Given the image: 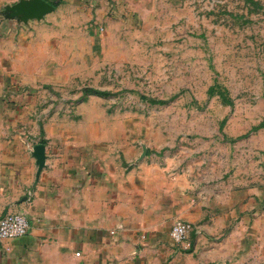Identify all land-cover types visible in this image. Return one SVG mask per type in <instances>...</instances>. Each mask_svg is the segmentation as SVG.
I'll use <instances>...</instances> for the list:
<instances>
[{
    "label": "rangeland",
    "instance_id": "374dc122",
    "mask_svg": "<svg viewBox=\"0 0 264 264\" xmlns=\"http://www.w3.org/2000/svg\"><path fill=\"white\" fill-rule=\"evenodd\" d=\"M18 1H1L0 36L24 61L25 79L13 85L25 105L35 101L117 153L174 155L172 176L185 179L186 161L204 159L195 188L249 186L264 202V126L255 129L264 120V0H108L101 8L49 0L56 10L28 22L5 13ZM243 216L210 233L233 238L230 256L193 254L201 224L188 221L184 243L168 245L188 253L179 264H264V203Z\"/></svg>",
    "mask_w": 264,
    "mask_h": 264
},
{
    "label": "crops",
    "instance_id": "0c3cea01",
    "mask_svg": "<svg viewBox=\"0 0 264 264\" xmlns=\"http://www.w3.org/2000/svg\"><path fill=\"white\" fill-rule=\"evenodd\" d=\"M88 1L93 8L108 3ZM7 45L0 36V217L24 212L30 229L0 241V264L188 263V253L168 245L177 219L201 224L189 240L201 260L233 254L232 237L218 242L210 233L241 213L249 221L264 203L257 189L225 182L197 189L194 169H208L204 159L186 161L185 179L172 176L174 155L117 153L112 145L80 136L68 119L38 111L35 101L25 105V93L13 84L18 75L25 79L26 67L19 65L24 61L16 58V47ZM39 143L46 146V161L38 176L33 151ZM256 225L263 230L261 218Z\"/></svg>",
    "mask_w": 264,
    "mask_h": 264
},
{
    "label": "built area",
    "instance_id": "2783aa9c",
    "mask_svg": "<svg viewBox=\"0 0 264 264\" xmlns=\"http://www.w3.org/2000/svg\"><path fill=\"white\" fill-rule=\"evenodd\" d=\"M32 192H29V196ZM191 225L183 220H176L170 230V239L174 244H181L187 239ZM30 229V221L24 212L6 213L0 217V241L12 240L25 236ZM80 254L79 252L77 253Z\"/></svg>",
    "mask_w": 264,
    "mask_h": 264
},
{
    "label": "water",
    "instance_id": "95a60500",
    "mask_svg": "<svg viewBox=\"0 0 264 264\" xmlns=\"http://www.w3.org/2000/svg\"><path fill=\"white\" fill-rule=\"evenodd\" d=\"M56 9L55 5L48 0H20L13 5H7L5 13L11 18H19L21 21L42 20L46 15ZM46 146L42 143L34 146V156L37 160L39 176L46 161Z\"/></svg>",
    "mask_w": 264,
    "mask_h": 264
},
{
    "label": "trees",
    "instance_id": "16d2710c",
    "mask_svg": "<svg viewBox=\"0 0 264 264\" xmlns=\"http://www.w3.org/2000/svg\"><path fill=\"white\" fill-rule=\"evenodd\" d=\"M50 2H51L52 4H54L55 7H57L58 4H59V3H57L56 1H50ZM93 91H94V92H98V91H96V90H93ZM99 93H101V92H99ZM102 93H106V92H102ZM153 101H155V102H159V103H166V102H168V100H157V99H153ZM260 126H264V120H263V122L260 123V125L256 126L255 129L258 128V127H260ZM41 142H42V143H45L46 141H45L44 139H42Z\"/></svg>",
    "mask_w": 264,
    "mask_h": 264
}]
</instances>
